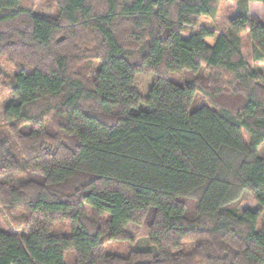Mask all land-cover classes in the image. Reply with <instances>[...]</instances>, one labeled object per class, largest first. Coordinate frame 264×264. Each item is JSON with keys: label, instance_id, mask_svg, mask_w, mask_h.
<instances>
[{"label": "trees", "instance_id": "obj_1", "mask_svg": "<svg viewBox=\"0 0 264 264\" xmlns=\"http://www.w3.org/2000/svg\"><path fill=\"white\" fill-rule=\"evenodd\" d=\"M215 1L54 0L52 21L0 0V56L29 69L3 109L0 264H66L69 251L73 264H264V83L240 50L248 33L264 62V21L183 38ZM239 2L264 15V0ZM90 60L97 69L79 71ZM203 69L228 75L240 104L202 87ZM245 197L255 210H237ZM17 211L23 231L5 218ZM129 224L146 227L148 246L109 252Z\"/></svg>", "mask_w": 264, "mask_h": 264}, {"label": "rangeland", "instance_id": "obj_2", "mask_svg": "<svg viewBox=\"0 0 264 264\" xmlns=\"http://www.w3.org/2000/svg\"><path fill=\"white\" fill-rule=\"evenodd\" d=\"M24 5L27 9H30L31 12L42 18H46L48 20L55 21L58 16V8L55 4L54 0H23ZM214 11L210 13L207 17H201L198 20V24L194 28L187 29L182 33L183 38H187L190 32L198 31V30H208L214 33V35L218 34H227L228 22L233 18L241 15H248L252 18H257L261 22L264 21L263 9L259 3L248 2L246 5L239 2V0H218L213 2ZM207 43L211 45L213 43V38H207ZM76 47H73V49ZM95 47L94 43H89L86 46H82L80 44V48L89 49ZM240 50L243 59L247 62V64L256 72L260 73V82L264 83V62L257 63L253 61L252 52H251V43L248 36V33H243L240 36ZM89 63L92 69H97L99 62L97 60L83 61L79 66L80 68H85L86 64ZM26 64L21 61H16L14 63H9L6 58L0 56V67L2 69L3 75L0 77V132L6 133L8 130L9 123L5 121L3 117V109L9 103H12L13 97L11 95V81L14 75L20 69H27ZM88 71V69H87ZM173 79H176L179 82H184L188 80H193L192 76L188 75H174ZM230 80V77L226 74H222L219 71H211L208 69H203L200 77H198L197 81L202 87H205L209 93H212L214 89L220 88L222 95L218 98H224L226 102L234 103V106L240 104L241 99L237 97L235 93H233V87L228 86L227 82ZM150 87V85H149ZM148 87V88H149ZM211 89V90H210ZM147 94V90L143 91L141 94L145 97ZM208 99V100H206ZM201 98L197 96L195 99L196 106H201L205 104H209V98ZM144 109V105L141 103L138 109H134L133 111H138ZM258 154L261 157H264V143L258 148ZM24 181L22 176H17L14 182L16 185L20 184ZM255 200L251 197H245L241 203L238 205L237 210L256 209ZM87 214L93 220V216L91 214L90 209L87 207ZM5 218L8 223L18 229V231H23V228L17 225L18 221L21 220L22 216H25L23 211H17L13 214V216L8 213H4ZM15 218V219H14ZM107 216H103L100 219H97V223L101 226V229L105 228V221ZM125 235L127 237L126 240L120 241L117 243H107V250L111 253L125 255L129 250L136 249L140 247L148 246V231L145 226H139L134 224H129L125 230ZM74 252L69 251L65 254V263L73 264L74 263Z\"/></svg>", "mask_w": 264, "mask_h": 264}]
</instances>
